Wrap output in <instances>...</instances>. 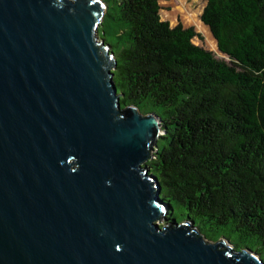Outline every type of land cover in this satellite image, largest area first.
Returning a JSON list of instances; mask_svg holds the SVG:
<instances>
[{"label": "water", "instance_id": "1", "mask_svg": "<svg viewBox=\"0 0 264 264\" xmlns=\"http://www.w3.org/2000/svg\"><path fill=\"white\" fill-rule=\"evenodd\" d=\"M106 10L0 0V264H264L188 224L160 226L144 164L162 120L121 107Z\"/></svg>", "mask_w": 264, "mask_h": 264}, {"label": "trees", "instance_id": "2", "mask_svg": "<svg viewBox=\"0 0 264 264\" xmlns=\"http://www.w3.org/2000/svg\"><path fill=\"white\" fill-rule=\"evenodd\" d=\"M161 1H117L128 39L110 51L121 107L162 120L144 166L164 220L230 234L264 260V0H206L200 19L228 60L196 45L195 27L163 20Z\"/></svg>", "mask_w": 264, "mask_h": 264}, {"label": "rangeland", "instance_id": "3", "mask_svg": "<svg viewBox=\"0 0 264 264\" xmlns=\"http://www.w3.org/2000/svg\"><path fill=\"white\" fill-rule=\"evenodd\" d=\"M103 1L106 3V13L108 12V15L104 24V28H101L99 35H101L102 38L107 41L108 45H110L115 52H118L119 46L123 47V45L127 42L128 35L126 32L128 30V27H124L122 24L118 23L115 20V6L117 4V1L119 0ZM160 5L162 7L161 15L163 20L169 21L172 27H175L179 23H182L185 28L195 27L197 33L201 35L202 39H200L199 37H195L193 42L196 45L203 46L207 50L212 51L215 54L216 58L220 60H228V57L223 55L218 50V45L216 48L215 44L211 43V32L209 28L205 26L200 19L203 9L206 5V0H163L160 2ZM179 7L183 10V13L177 11V8ZM163 134L164 132L161 130L160 136H162ZM165 142L167 141L164 139L161 140L162 144ZM183 221V219L180 220V224L183 223ZM159 224L161 227H163L164 225H167L169 223L166 222L164 219H161L159 221ZM201 234L207 241L210 242H216L223 239L228 241L229 243L231 242L232 245L234 244L233 240L235 237L230 234L225 236L222 233L207 231L205 229L201 231ZM236 251L241 250L237 248Z\"/></svg>", "mask_w": 264, "mask_h": 264}, {"label": "bare ground", "instance_id": "4", "mask_svg": "<svg viewBox=\"0 0 264 264\" xmlns=\"http://www.w3.org/2000/svg\"><path fill=\"white\" fill-rule=\"evenodd\" d=\"M161 131V130H160ZM148 173V172H147ZM149 174V173H148ZM157 185V184H156Z\"/></svg>", "mask_w": 264, "mask_h": 264}]
</instances>
